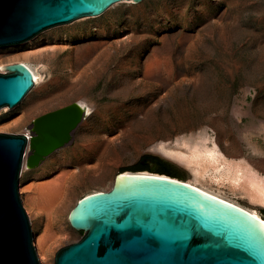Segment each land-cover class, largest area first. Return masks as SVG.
Here are the masks:
<instances>
[{"label":"rangeland","instance_id":"obj_1","mask_svg":"<svg viewBox=\"0 0 264 264\" xmlns=\"http://www.w3.org/2000/svg\"><path fill=\"white\" fill-rule=\"evenodd\" d=\"M84 46L92 50L79 55ZM24 59L45 65L43 81L19 106L0 110V133L24 134L32 119L79 97L94 106L69 144L22 171L21 198L41 264H54L58 248L84 235L69 222V198L107 188L118 172L140 169L146 155L163 159L184 180L192 179L183 166L152 150L153 144L207 128L229 156L264 163V0L119 3L101 16L1 47L0 72ZM67 84L72 89L65 92ZM30 107L35 108L29 114ZM87 130L94 141L108 142L119 153L106 173L111 153L102 158L90 153L83 143ZM82 165L105 178L95 183L80 179ZM54 183L64 191L53 207L36 192ZM225 192L264 217V207ZM41 236L47 239L44 246Z\"/></svg>","mask_w":264,"mask_h":264},{"label":"water","instance_id":"obj_2","mask_svg":"<svg viewBox=\"0 0 264 264\" xmlns=\"http://www.w3.org/2000/svg\"><path fill=\"white\" fill-rule=\"evenodd\" d=\"M122 1L0 0V48L100 16ZM4 69L0 110L19 106L36 85L25 64ZM84 118L74 101L37 116L28 134L0 133V264H41L20 177L25 163L36 168L69 144ZM146 160L150 169L140 171L168 177L123 175L129 170H122L113 188L80 199L69 221L84 235L58 248L54 264H264L262 220L172 176L156 158Z\"/></svg>","mask_w":264,"mask_h":264},{"label":"bare ground","instance_id":"obj_3","mask_svg":"<svg viewBox=\"0 0 264 264\" xmlns=\"http://www.w3.org/2000/svg\"><path fill=\"white\" fill-rule=\"evenodd\" d=\"M120 3L139 4L141 2L136 3L132 0H126ZM91 48V46L80 47L78 48V54H87V52H90L92 50ZM19 62L25 64L33 72L37 85H39L43 81L45 65H40L39 63H34L25 59L20 60ZM150 77L151 76L147 75V78ZM66 87L68 88L65 92H68L72 89V87L68 84L66 85ZM75 102H78L83 108L85 113L84 120H89V118L94 114L93 104L88 99L83 97L77 98ZM34 108L35 107H30L28 113L30 114L34 110ZM239 113H241V110L237 108L235 110V114L238 115ZM29 132L30 127L26 129L25 133L28 134ZM83 140L84 146L90 153L93 152L95 155L101 158L106 153H111V158L107 160V164L105 165V173L106 171H109L112 165H115L117 163L119 153L116 152L114 148H111L108 142L94 141L88 130L84 133ZM151 148L155 152L162 154L163 156L177 162L185 169H187L192 177L191 180H184V182H186L188 185L217 199L240 207L257 217L258 219L262 220L264 223V217L262 216L260 211L244 206L224 194L226 193L225 191H228L232 195H236L242 199H245L251 205L264 207V171H262L264 163H259L246 156H229L223 150L219 141L208 132L207 128H202L196 133L178 136L175 142H158L156 144H153ZM253 150L255 152H258L256 146H253ZM32 169L33 168L29 167L25 163L23 170ZM79 173L80 179H88L92 183L102 181L105 178V175L96 177L93 174H90L88 172V168L83 165L80 167ZM133 173L143 176L168 177L164 174L162 175L159 173H152L150 171H125L123 175H130ZM74 175L76 174L74 173ZM115 176L109 183L107 188H99L97 190H93L76 199L69 198V202L66 205L68 219L70 211L75 207L76 203L80 199L85 196H89L91 194L113 188L115 184ZM72 181L75 182V179H73ZM63 191L64 186L62 187L60 184L54 183L40 186L36 194L37 197H39L42 201H44V203H46V205L54 207L56 206L58 200H60L61 197L63 198ZM39 243L44 246L47 243L46 237L41 236Z\"/></svg>","mask_w":264,"mask_h":264},{"label":"flooded vegetation","instance_id":"obj_4","mask_svg":"<svg viewBox=\"0 0 264 264\" xmlns=\"http://www.w3.org/2000/svg\"><path fill=\"white\" fill-rule=\"evenodd\" d=\"M149 157H153V158H156L157 160H159V162L161 164H163L165 166V168L171 173L173 170L169 167V165L161 158L157 157V156H153V155H146L145 157H143V159L140 160V163H139V166H140V169H147L149 170L150 169V164L149 162L146 160L147 158ZM145 161V162H143ZM178 178H181V179H184L182 176H178Z\"/></svg>","mask_w":264,"mask_h":264},{"label":"trees","instance_id":"obj_5","mask_svg":"<svg viewBox=\"0 0 264 264\" xmlns=\"http://www.w3.org/2000/svg\"><path fill=\"white\" fill-rule=\"evenodd\" d=\"M140 170H145V169H135V170H132V171L137 172V171H140ZM171 175H172V176H175V177L180 176L178 173H176V172H174V171L171 172Z\"/></svg>","mask_w":264,"mask_h":264}]
</instances>
